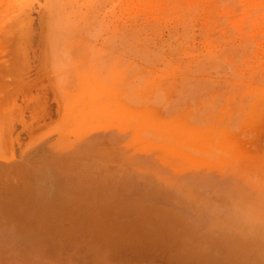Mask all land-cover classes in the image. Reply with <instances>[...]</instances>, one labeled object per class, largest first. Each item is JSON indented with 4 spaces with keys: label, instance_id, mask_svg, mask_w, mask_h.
Returning <instances> with one entry per match:
<instances>
[{
    "label": "rangeland",
    "instance_id": "1",
    "mask_svg": "<svg viewBox=\"0 0 264 264\" xmlns=\"http://www.w3.org/2000/svg\"><path fill=\"white\" fill-rule=\"evenodd\" d=\"M0 108V264H264V0H0Z\"/></svg>",
    "mask_w": 264,
    "mask_h": 264
},
{
    "label": "bare ground",
    "instance_id": "2",
    "mask_svg": "<svg viewBox=\"0 0 264 264\" xmlns=\"http://www.w3.org/2000/svg\"><path fill=\"white\" fill-rule=\"evenodd\" d=\"M49 2H51L55 7H58L59 5H60V3H62V2H64V0H48ZM18 102V101H17ZM16 102V103H17ZM15 103V102H14ZM39 104H40V106H41V103L40 102H38ZM5 104V103H4ZM43 104H45V103H43ZM15 106H17V104H15ZM43 106V105H42ZM46 106V105H45ZM44 107V106H43ZM43 107H41V109L43 108ZM18 110V113H22L23 112V109H22V107L20 106V105H18L17 107H16ZM1 109V108H0ZM39 109V108H38ZM37 109V110H38ZM40 109V110H41ZM19 110H20V112H19ZM37 110H36V107L34 108V113H33V116L35 115H38L39 113H37ZM47 110H48V108L46 107V108H44V110L42 109L41 111V113H48L47 112ZM16 111V110H15ZM2 112V111H1ZM17 113V112H16ZM22 114H24V113H22ZM46 115V114H45ZM46 118V117H45ZM44 119V118H43ZM5 122V123H4ZM2 124H0V127H1V125L3 126L4 124H8V122H7V120H5ZM9 125V124H8ZM8 125H6V126H4V127H7V129H9L10 127L8 126ZM12 125H14V124H12ZM4 127H1V129L2 128H4ZM1 129H0V131H1ZM10 130V129H9ZM9 130H7L8 132H9ZM14 130V127H11V130H10V132L12 133V131ZM4 132L6 133V130H5V128H4ZM4 132H3V129H2V133H0V135L2 136V134H4ZM8 134V133H7ZM9 136V135H8ZM4 139V138H3Z\"/></svg>",
    "mask_w": 264,
    "mask_h": 264
}]
</instances>
